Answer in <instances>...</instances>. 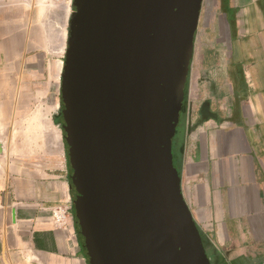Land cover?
<instances>
[{
	"label": "water",
	"instance_id": "obj_1",
	"mask_svg": "<svg viewBox=\"0 0 264 264\" xmlns=\"http://www.w3.org/2000/svg\"><path fill=\"white\" fill-rule=\"evenodd\" d=\"M203 0H72L60 84L87 264H211L172 160Z\"/></svg>",
	"mask_w": 264,
	"mask_h": 264
},
{
	"label": "crops",
	"instance_id": "obj_2",
	"mask_svg": "<svg viewBox=\"0 0 264 264\" xmlns=\"http://www.w3.org/2000/svg\"><path fill=\"white\" fill-rule=\"evenodd\" d=\"M2 1L0 122L26 62ZM184 94L174 162L209 261L264 264V0H203ZM70 200L63 180L8 174L0 149V264H87L72 222L52 217Z\"/></svg>",
	"mask_w": 264,
	"mask_h": 264
},
{
	"label": "rangeland",
	"instance_id": "obj_3",
	"mask_svg": "<svg viewBox=\"0 0 264 264\" xmlns=\"http://www.w3.org/2000/svg\"><path fill=\"white\" fill-rule=\"evenodd\" d=\"M2 4L12 13L13 28L23 34L26 62L24 72L16 74V103L9 107L7 120L0 122L1 166L13 177L26 174L40 182L60 179L69 184L60 84L68 22L75 10L72 0H3ZM31 64L38 69L26 68ZM67 213L74 226L72 199Z\"/></svg>",
	"mask_w": 264,
	"mask_h": 264
},
{
	"label": "built area",
	"instance_id": "obj_4",
	"mask_svg": "<svg viewBox=\"0 0 264 264\" xmlns=\"http://www.w3.org/2000/svg\"><path fill=\"white\" fill-rule=\"evenodd\" d=\"M67 212H68L67 207H62V206L54 207L53 210L51 211L52 217L54 218V222L56 224H59L60 226L65 225L67 220L69 219Z\"/></svg>",
	"mask_w": 264,
	"mask_h": 264
},
{
	"label": "trees",
	"instance_id": "obj_5",
	"mask_svg": "<svg viewBox=\"0 0 264 264\" xmlns=\"http://www.w3.org/2000/svg\"><path fill=\"white\" fill-rule=\"evenodd\" d=\"M185 95V94H184ZM184 111H185V104L183 103L182 104V107H181V114H183L184 113ZM176 150H177V148H174V144H173V148H172V156H173V164H174V166H175V168H176V162H174L175 160H174V154L176 153ZM176 155V154H175Z\"/></svg>",
	"mask_w": 264,
	"mask_h": 264
},
{
	"label": "bare ground",
	"instance_id": "obj_6",
	"mask_svg": "<svg viewBox=\"0 0 264 264\" xmlns=\"http://www.w3.org/2000/svg\"><path fill=\"white\" fill-rule=\"evenodd\" d=\"M51 4H52V3H51ZM51 8H52V7H51ZM46 11H47V10H46ZM48 11H49V10H48ZM40 12H41V11H40ZM43 14H44V13H43ZM40 15H41V14H40ZM46 16H47V15H46ZM43 17H44V16H43ZM49 18H50V17H49ZM41 19H42V18H41ZM43 19H44V18H43ZM43 19H42V20H43ZM50 19H51V18H50ZM46 21H47V20H46ZM47 22H48V21H47ZM55 23H56V22H55ZM53 27H55V26L53 25ZM55 29H56V28H55ZM51 39H52V38H51ZM60 63H61V61H60ZM58 64H59V62H58ZM58 64H57V65H58ZM57 69L59 70V68H57ZM57 72H58V71H57ZM57 75H58V73H57ZM57 75H56V76H57Z\"/></svg>",
	"mask_w": 264,
	"mask_h": 264
}]
</instances>
